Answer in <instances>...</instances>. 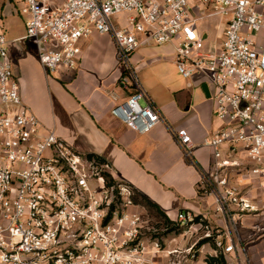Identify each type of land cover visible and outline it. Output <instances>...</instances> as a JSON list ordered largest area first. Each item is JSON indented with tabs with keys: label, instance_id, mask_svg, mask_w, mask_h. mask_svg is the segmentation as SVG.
I'll use <instances>...</instances> for the list:
<instances>
[{
	"label": "built area",
	"instance_id": "2783aa9c",
	"mask_svg": "<svg viewBox=\"0 0 264 264\" xmlns=\"http://www.w3.org/2000/svg\"><path fill=\"white\" fill-rule=\"evenodd\" d=\"M21 4L20 14L27 16L22 38L34 42L38 62L47 72L74 69L79 40L93 31L112 37L122 69L117 87L127 94L118 101L111 92L115 103L110 114L139 134L148 133L164 118L143 89L131 54L146 40L173 43L178 72L184 78L195 73L206 78L214 114L223 123L202 139L214 162L211 171L201 173L200 189L213 195L218 211L258 210L231 180V172L243 167L264 188V0H21ZM202 7L230 16L219 45L204 47L191 14ZM121 13L127 15V26L115 22ZM2 24L0 15V264H154V255L180 254L178 247H160L154 229L133 202V187L116 180L106 161L75 151L53 130L41 133L38 117L21 99ZM170 129L185 159L191 160L189 132L184 127ZM240 151L245 165L236 157ZM194 217L179 212L176 221L193 225ZM215 244L222 252L233 249L231 240ZM186 254L194 258L192 247Z\"/></svg>",
	"mask_w": 264,
	"mask_h": 264
},
{
	"label": "crops",
	"instance_id": "0c3cea01",
	"mask_svg": "<svg viewBox=\"0 0 264 264\" xmlns=\"http://www.w3.org/2000/svg\"><path fill=\"white\" fill-rule=\"evenodd\" d=\"M20 1L0 0L1 18L16 13L23 18ZM205 11L210 12L202 7L198 13L191 14ZM121 14L115 17V22L127 26V21L120 23ZM229 18L220 14V22L216 24L222 37ZM22 23L23 32L9 38V57L14 63L21 99L38 117L42 134L53 130L78 151L101 156L116 180L125 181L145 194L170 219L176 220L179 212H185L201 216L206 229L208 224L218 228L217 234L199 238L201 241L209 237L214 244L217 240L225 244L231 240L233 249L223 252L226 264H264V188L258 177L249 175L243 167L231 172V180L238 183L241 192L258 208L251 213L240 214L234 209L218 211L213 195L199 187L201 173L211 171L214 162L212 150L201 144L202 139L223 123L214 114L213 99L202 89L206 78L199 73L184 78L178 72L173 43L158 45L146 40L131 54L143 89L164 118L148 133L139 134L110 114L115 103L111 92L118 96V101L127 94L117 87L122 69L116 61L110 35L93 31L81 38L76 67L59 68L53 77L41 67L33 52L18 45L25 40L22 38L25 21ZM136 37L142 39L140 34ZM16 38L21 39L15 41ZM170 127H184L191 135V160L183 156ZM236 157L242 165L246 164L242 151ZM231 216L236 220L235 227ZM204 233L209 234L207 230ZM211 242L198 245L200 254L195 260L187 257L189 247L181 242L178 248L182 250L183 264H207L206 255L217 253ZM152 258L157 261L161 257Z\"/></svg>",
	"mask_w": 264,
	"mask_h": 264
},
{
	"label": "rangeland",
	"instance_id": "374dc122",
	"mask_svg": "<svg viewBox=\"0 0 264 264\" xmlns=\"http://www.w3.org/2000/svg\"><path fill=\"white\" fill-rule=\"evenodd\" d=\"M19 6H21V1L18 4ZM15 11L13 10V13ZM213 14V15H208L207 14ZM126 13H122L120 16V23L125 24L126 23ZM24 20L21 21L23 18H21L17 13L16 15H8L5 18L2 19L3 22V27H2V32L4 33L6 39L9 42V38H11L13 35L15 34H19L23 32V23L24 21H26L27 16L22 15ZM194 18L196 19V25L197 28L200 30L201 34L206 37H203V43H204V47L208 48V47H212L214 45H216L220 40H222V35L221 33H219L216 30V24L219 23V17L220 14L219 13H211V12H203L199 14H194L193 15ZM226 19V17H225ZM224 20V19H223ZM225 21V20H224ZM18 45L25 47V49L27 51L33 52L35 55V58L38 61L37 58V53H36V47L34 42L31 39H25V40H21L18 42ZM11 59V57H10ZM12 62V66H13V72L14 75L16 76L15 70H14V63L11 59ZM59 68H64V67H59ZM58 68V69H59ZM67 69V68H64ZM55 71L51 72V76L54 77ZM17 78V77H16ZM61 138V137H60ZM62 139V138H61ZM64 140V139H63ZM65 141V140H64ZM66 143L70 144L69 142L65 141ZM72 146L73 149H75V151L81 153V154H87V153H82L80 151H78L72 144H70ZM136 205V204H135ZM139 210H141V212L144 214V217L147 221V225L150 229H154L155 231V237L158 239L159 243H160V247L161 248H166V249H172V248H176L179 247L180 243L184 241V244L188 247H192V252L194 254V258H192L193 260L197 259L199 257V249L197 248V243L198 241H200V236L204 235L206 233V230L209 232L210 236L217 234V229L216 228H212L210 226L207 225V229L205 228V226L203 227L204 222H199L202 223L201 226H197L195 224H187V225H180L176 220L175 221V226L181 228L182 230L178 233V232H170V233H166L164 234V224H163V219L156 217L154 215H148V213H146V211L139 205H137ZM203 220V219H202ZM182 251V250H181ZM182 252L180 254H170V255H166V254H160L157 255L159 256V260L154 261V264H168L169 261H173V260H181L183 261L182 258ZM186 258V257H185ZM184 258V259H185ZM166 261V263H165Z\"/></svg>",
	"mask_w": 264,
	"mask_h": 264
},
{
	"label": "trees",
	"instance_id": "16d2710c",
	"mask_svg": "<svg viewBox=\"0 0 264 264\" xmlns=\"http://www.w3.org/2000/svg\"><path fill=\"white\" fill-rule=\"evenodd\" d=\"M88 155L89 156H96L101 161H105L101 156H99L95 153H88ZM106 177L108 178L109 183H111L113 181L109 175H107ZM132 197H133L134 204L141 206L146 211V213H148V215H154L156 217L163 219V221H164L163 227L165 229L164 234L170 233V232H178L179 233L182 230V227L179 228V227L175 226V224H176L175 221L173 219H170L155 202H153L149 197H147L145 194L138 191L134 187H133V196ZM199 218H201V216H195L194 221L198 222ZM201 222H204V220H201ZM153 234L155 235V231ZM206 241L211 242V238L207 237V238L199 241L196 245L197 248H198L199 244H201L202 242H206ZM211 244L216 249L217 253L215 255H206V257L204 259L205 262L207 264H226V260H225L223 252L220 249H217L216 245L214 243L211 242Z\"/></svg>",
	"mask_w": 264,
	"mask_h": 264
},
{
	"label": "water",
	"instance_id": "95a60500",
	"mask_svg": "<svg viewBox=\"0 0 264 264\" xmlns=\"http://www.w3.org/2000/svg\"><path fill=\"white\" fill-rule=\"evenodd\" d=\"M202 89H203V91H204V93H205V95L207 97L211 96V93H210V90H209V86H208L207 83H204V85L202 86Z\"/></svg>",
	"mask_w": 264,
	"mask_h": 264
}]
</instances>
